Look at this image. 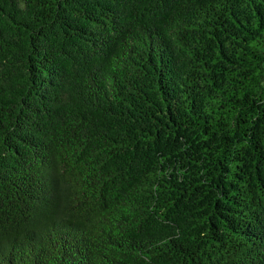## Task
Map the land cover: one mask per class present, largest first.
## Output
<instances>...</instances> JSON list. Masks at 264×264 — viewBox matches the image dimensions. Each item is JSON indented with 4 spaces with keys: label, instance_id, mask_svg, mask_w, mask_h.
I'll return each instance as SVG.
<instances>
[{
    "label": "trees",
    "instance_id": "16d2710c",
    "mask_svg": "<svg viewBox=\"0 0 264 264\" xmlns=\"http://www.w3.org/2000/svg\"><path fill=\"white\" fill-rule=\"evenodd\" d=\"M264 0H0V264H264Z\"/></svg>",
    "mask_w": 264,
    "mask_h": 264
},
{
    "label": "rangeland",
    "instance_id": "374dc122",
    "mask_svg": "<svg viewBox=\"0 0 264 264\" xmlns=\"http://www.w3.org/2000/svg\"><path fill=\"white\" fill-rule=\"evenodd\" d=\"M263 52H264V49H263ZM263 68H264V62H263Z\"/></svg>",
    "mask_w": 264,
    "mask_h": 264
}]
</instances>
